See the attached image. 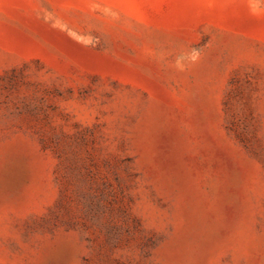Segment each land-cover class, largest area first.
<instances>
[{
    "label": "rangeland",
    "instance_id": "1",
    "mask_svg": "<svg viewBox=\"0 0 264 264\" xmlns=\"http://www.w3.org/2000/svg\"><path fill=\"white\" fill-rule=\"evenodd\" d=\"M0 264H264V0H0Z\"/></svg>",
    "mask_w": 264,
    "mask_h": 264
}]
</instances>
